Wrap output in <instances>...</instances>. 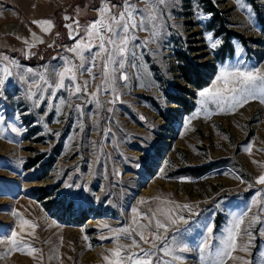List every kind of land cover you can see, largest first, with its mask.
I'll return each instance as SVG.
<instances>
[{
	"label": "rangeland",
	"instance_id": "rangeland-1",
	"mask_svg": "<svg viewBox=\"0 0 264 264\" xmlns=\"http://www.w3.org/2000/svg\"><path fill=\"white\" fill-rule=\"evenodd\" d=\"M78 2L0 0V67L11 66L15 60L20 68L13 67V72L23 70L27 75L28 68L42 72L45 65L60 66L59 57H72L65 51L74 43L65 24L86 13L77 9L73 18L61 16L70 18L64 19L66 38L58 33L53 14L62 8L70 10V3ZM133 2L144 6L140 0ZM242 2L247 10L236 0H174L164 11L163 34L157 42L137 49L138 67L126 68L129 79L119 82L115 96L100 92L97 98L66 99L57 112L48 108L47 100L34 107L26 99L27 86L18 78L6 81L0 97V264H106L103 256L110 254L108 250L117 243H130L111 238L113 229L135 227L132 208L146 212L167 201L190 204L197 213L192 231L183 234L192 247L209 223L220 237L234 215L247 213L242 228L258 217L249 229L254 236L249 251L240 250L249 242L241 232L237 250L231 253L235 259L225 257L224 261L257 264L264 258V185L256 183L264 174V103L250 99L225 112L214 105L205 111L198 103V93L213 87L221 67L264 71V35L259 26V18L264 20V0ZM112 3L119 5L121 0ZM91 13V20L79 24L96 19L97 12ZM42 20H50L53 27L45 32L46 25L33 23ZM225 32L238 34L242 40L230 39L232 54L218 61ZM206 33L222 43L212 49ZM147 35L138 33L141 40ZM176 52H188L195 63L215 67L206 87L194 90L181 80ZM5 56L8 61L3 60ZM99 83V79L92 82L89 92ZM167 93L186 98L193 109L185 113ZM67 96L58 92L53 103L60 104L59 97ZM69 104H81L82 112ZM51 158L54 161L43 175L41 167ZM69 180L89 190L69 192L64 188ZM37 189H49V200L62 202L63 210L57 214H62L64 222L52 215L54 206L47 208L45 200L38 201ZM80 212L86 220L76 225L74 218ZM182 214L189 217L187 212ZM23 220L30 224L21 231ZM174 227L183 225L170 227V232ZM12 231L19 233L22 250L8 251L11 245L6 237ZM182 255L186 259L176 264H199L197 252Z\"/></svg>",
	"mask_w": 264,
	"mask_h": 264
},
{
	"label": "snow or ice",
	"instance_id": "snow-or-ice-1",
	"mask_svg": "<svg viewBox=\"0 0 264 264\" xmlns=\"http://www.w3.org/2000/svg\"><path fill=\"white\" fill-rule=\"evenodd\" d=\"M140 2L143 3V7H138L133 0H121L119 5L112 3V0H101L100 6L95 9L96 19L86 25H80L79 21L65 24V28L69 29V39L74 41L65 51L73 55L59 57L62 61L60 66L45 65L42 72H34L28 68L25 75L23 70L13 72V67L20 68L15 60L11 61V66L5 63L3 67H0V97L4 96L6 81L14 77L27 86L26 99L31 101L34 107L39 108L40 102L47 100L48 108H55L57 112L60 111L66 99L71 100L88 95L97 98L100 92H112L115 96L119 82H127L129 79L126 68L138 67L135 63L138 58L137 49L145 47L149 42H157V38L163 34L164 11L174 3V0H140ZM236 4L242 10H247V5L242 0H236ZM198 18L202 17L198 14ZM64 19L70 18L65 16ZM249 22H251L250 17ZM33 23L46 25L47 27L42 29L45 32L53 27L50 20ZM139 32H146L148 35L141 40L138 36ZM205 39L210 42L209 46L212 49L222 43L220 40H213L211 33H206ZM3 60L8 61L9 57L5 56ZM85 75L88 79H83ZM97 79L100 83L95 86L94 91L89 92L92 82ZM61 91L68 94L67 98L59 97L60 104H54L53 98H58V92ZM198 96L200 97L198 103L204 107L205 111L209 105H214L221 112L234 111L248 103L250 99L264 103V71L260 68L221 67L213 81V87L205 88L198 93ZM111 102L113 101H109ZM96 103L99 105V99ZM68 106L82 112L81 104ZM12 130L18 131L16 128ZM256 183L264 185V174L256 178ZM64 188L69 192L74 188L82 191L89 190L87 186L71 182V180L64 183ZM261 211H264V207ZM184 212L189 213L190 218L183 215ZM132 213L134 214L132 225L135 227L113 229L115 235L111 238L116 241L128 240L130 243H117L115 248L108 250L110 254L103 256L106 264H176L186 259L182 254L189 252L198 253L199 264H225V257L235 259L231 253L237 250V238L241 232L248 235L249 242L240 250L249 251L254 239L249 229L252 223L258 220V217H252L248 227L242 228L247 213L234 215L225 229V235L220 237L215 236L213 225L209 223L205 225V232L200 242L192 247L183 238V234L192 231L191 224L196 222L197 213L192 205L167 201L155 209L149 208L146 212H139L136 207H133ZM141 220L146 223H141ZM29 224L28 220H23L21 231L24 225ZM176 225H183V227H174L170 232V227ZM30 226L33 229L36 227L34 224ZM261 234L264 235V229L261 230ZM18 235V232L12 231L11 236L6 237L11 245L9 252L22 250V241L17 239ZM102 239L107 238L102 237ZM142 244L147 247H143ZM243 264H253V261H243ZM257 264H264V258Z\"/></svg>",
	"mask_w": 264,
	"mask_h": 264
},
{
	"label": "trees",
	"instance_id": "trees-1",
	"mask_svg": "<svg viewBox=\"0 0 264 264\" xmlns=\"http://www.w3.org/2000/svg\"><path fill=\"white\" fill-rule=\"evenodd\" d=\"M78 3H70L71 8L70 10H65V8H62L61 10H57L53 14V22L56 25L57 29L59 30L58 33H60V36H64V38L67 37V31L64 28L65 20L62 19V15L68 14L73 18L74 11L80 10L81 12H85L86 15L80 16L77 18L78 21L83 22L85 20H91L93 18V14L91 13L92 10H95L100 0H77ZM76 4V5H75ZM74 7V8H73ZM67 16V15H66ZM259 26H260V32L264 35V20L259 18ZM226 38L224 45L220 52L216 55V59L218 61H221L225 58L226 54L231 55L232 54V46L230 45V39L237 38L242 40V37L238 34H235L233 32H225ZM60 37V38H62ZM194 52L195 50H190ZM188 52H176V60L178 61V73L180 75L181 80L188 86H190L194 90H200L203 89L208 85V82L212 75L215 73V67L210 65H204V64H197L194 62V58L188 56ZM183 93H186L187 95L193 97L192 92H187L184 90ZM166 96L168 99L174 103L176 106L180 107L185 113H189L193 109V103L188 102L186 98L179 96L178 94H171L167 93ZM54 161V158H51L48 162H46L41 167V172L43 175L46 173V171L49 169V167L52 165ZM35 193L37 194L38 201H44L47 208L54 206V217L60 221L64 222L62 214H57L58 209L62 208V202L58 201H50L49 199L52 197V192L48 189H37L35 190ZM68 209V208H67ZM63 210V209H61ZM64 212V211H63ZM74 224L81 225L86 220V215L84 212H80L77 214L74 218Z\"/></svg>",
	"mask_w": 264,
	"mask_h": 264
}]
</instances>
